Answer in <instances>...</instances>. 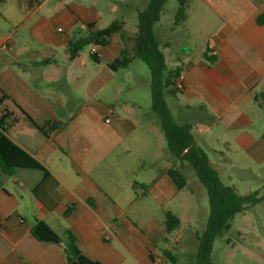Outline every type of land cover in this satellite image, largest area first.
<instances>
[{
    "label": "crops",
    "instance_id": "1",
    "mask_svg": "<svg viewBox=\"0 0 264 264\" xmlns=\"http://www.w3.org/2000/svg\"><path fill=\"white\" fill-rule=\"evenodd\" d=\"M204 1L211 7L207 16L219 17L221 24L204 35L201 60L195 62L178 50L181 40L186 41L189 17L172 32L175 10L171 23L160 32L166 37L158 41L169 44L164 50L166 61L167 57L172 60L168 69L182 67L178 82L181 93L167 97L166 102L174 121L192 123L194 129L204 131L196 118L204 120L212 115L225 120L227 128L244 126L250 120L240 107L255 104L264 109V25L259 24L263 21L260 17L264 18V0ZM41 2L27 12L16 5L27 18L26 31L12 27L9 34L0 32V88L20 108L11 103L7 106L17 118L7 136L49 172L47 177L31 170L2 175L0 264H67L63 244L39 242L32 236L36 220L46 222L63 240L68 231L73 233L89 259L117 264L119 256L113 243H120L128 251L134 247L129 224L119 218L120 210L134 199L130 182L121 190L108 179L112 172L109 167L123 141L131 146L143 141L124 139L122 134L124 129L132 132L137 127L141 121L138 113L147 108L136 99L129 100V105L123 101L124 85L129 81L120 78L123 70L112 72L108 65L124 48L133 50L134 44L114 35L109 46L93 47L89 53L91 59L95 51L98 63L83 52L72 58L67 51L70 40L83 34L87 25L101 30L100 11L94 6L68 7L57 0L50 18L32 20L43 6ZM118 5L111 8L112 13L119 12ZM19 32L25 34L26 41L14 40ZM125 32L128 38L135 37L136 30ZM207 49L212 50L209 57H216L212 64L204 59ZM55 50L60 51L59 57L54 55ZM46 60L50 64L39 65ZM127 109L136 117H124ZM109 116L111 121L107 123ZM141 122L145 125L148 121ZM235 142L264 158L263 139L258 141L244 132ZM165 159L167 165L158 180L149 186L139 185L143 191H177L167 175L176 162L168 156ZM187 165L181 170L184 176ZM72 206L73 212L66 216ZM148 253L152 260L150 250Z\"/></svg>",
    "mask_w": 264,
    "mask_h": 264
},
{
    "label": "rangeland",
    "instance_id": "2",
    "mask_svg": "<svg viewBox=\"0 0 264 264\" xmlns=\"http://www.w3.org/2000/svg\"><path fill=\"white\" fill-rule=\"evenodd\" d=\"M61 1L68 7L73 4L96 7L102 17L100 29L110 26L115 21H123L125 29L135 31L139 12L144 10L151 0ZM56 2L57 0L51 2L42 0L43 6L32 20L40 16L50 18ZM117 5L119 12L112 13L111 8ZM177 6V0H168L161 21L156 26L159 41L165 39L166 34L160 32L171 23ZM210 10L211 7L204 0H192L189 4L187 11L189 23L185 26V39L188 43L181 40V47L178 50L189 54L195 62L201 60L204 35L221 24L219 17L207 16ZM26 20V16L11 1L0 5V32L5 31L9 34L12 27L26 31L28 28ZM14 40L26 41L25 34L19 32ZM92 49L93 47H88L83 51L89 59ZM54 55L59 57L60 51L55 50ZM171 64L172 60L167 57V67ZM122 74L119 75L120 78L122 76L129 81L128 85H124L123 101L128 104L131 99L138 100L147 108L138 113L140 120L148 122L143 125L140 121L132 132L124 129L122 134L124 139L129 137L143 141L134 146L123 141L118 153L112 156V165L109 167L112 172L108 179L116 183L121 190L130 182L131 196L134 199V202L127 208H122L119 214V218L129 224L128 232L133 239L134 247L128 251L120 243H113L119 256L117 264H200L199 238L206 230L210 212L207 191L199 183L189 165L184 169L186 188L174 194L162 193L157 189L143 191L139 186L143 183L149 186L158 180L160 171L167 165L165 156L169 158L171 156L167 153V141L153 109L148 85L151 75L147 65L137 59L133 66L123 70ZM240 109L250 120L247 125L227 128L226 121L220 120L219 116L212 115L204 120L196 118L206 129L201 131L196 127L194 136L197 145L205 151L212 168L218 172L225 186L233 187L241 196L255 192L262 195L264 158H259L251 150L238 145L235 138L247 132L258 141L264 140V109L260 110L259 105L255 104L249 107L245 105ZM123 115L127 118L136 117L129 109L125 110ZM169 214L179 220L178 228L168 230ZM149 250L152 260L149 258ZM211 263L264 264V201L247 206L244 213L235 216L230 231L216 239L211 251Z\"/></svg>",
    "mask_w": 264,
    "mask_h": 264
},
{
    "label": "trees",
    "instance_id": "3",
    "mask_svg": "<svg viewBox=\"0 0 264 264\" xmlns=\"http://www.w3.org/2000/svg\"><path fill=\"white\" fill-rule=\"evenodd\" d=\"M7 0H0L4 3ZM22 11H30L39 4V0H11ZM178 6L174 15L171 31L174 32L187 20V11L192 0H177ZM168 0H151L147 7L138 14L136 34L133 39L126 36L123 21H115L109 27L95 30L92 25H87L83 34L70 40L67 51L72 58H76L88 47H107L114 35H120L124 42L132 41L134 49L124 48L119 58L108 65L112 72L127 69L133 59L145 63L150 71V90L154 112L160 120V127L167 141V152L176 162L167 171V175L177 191L187 186V179L182 174V168L189 164L199 183L206 189L210 212L205 232L200 236V264L211 263V251L216 239L222 237L231 229V222L236 215L245 212L247 206H253L264 201L263 194L255 192L247 196H241L233 187L225 186L218 174L212 168L210 160L195 142L193 136L194 125L192 123L179 124L174 121L171 111L166 102L167 97H176L181 93L178 82L182 76V67L176 66L168 69L164 50L169 47L168 43L161 44L155 34V28L161 21L164 8ZM259 21L260 25H264ZM211 49L204 53V59L210 64L216 61V57L209 54ZM91 59L99 62L96 54H91ZM49 61H43L39 65L46 66ZM262 99L264 101V92ZM11 103L19 110L17 104L0 88V190L3 189L2 175L13 176L16 170H31L42 172L44 177L49 175L46 168L16 145L8 136L10 128L17 123V118L8 110ZM34 124V123H33ZM35 125V124H34ZM92 207L94 204L89 201ZM74 207H68L66 216L73 212ZM180 226L177 218L168 215V230ZM32 236L43 243L64 245V253L67 264H102L86 257L78 246L76 236L67 232L66 240L55 233L49 225L36 220L32 228Z\"/></svg>",
    "mask_w": 264,
    "mask_h": 264
},
{
    "label": "built area",
    "instance_id": "4",
    "mask_svg": "<svg viewBox=\"0 0 264 264\" xmlns=\"http://www.w3.org/2000/svg\"><path fill=\"white\" fill-rule=\"evenodd\" d=\"M92 54H95V51L93 50V53ZM110 121H111V116H109L108 118H107V120H106V122L107 123H110Z\"/></svg>",
    "mask_w": 264,
    "mask_h": 264
}]
</instances>
